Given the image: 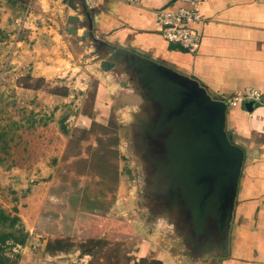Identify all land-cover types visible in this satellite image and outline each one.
<instances>
[{"label":"crops","instance_id":"crops-1","mask_svg":"<svg viewBox=\"0 0 264 264\" xmlns=\"http://www.w3.org/2000/svg\"><path fill=\"white\" fill-rule=\"evenodd\" d=\"M72 4L75 10L63 0H0V69L9 68V72H14L12 80L24 76L41 79L45 85L62 82L66 90L63 96L46 92L43 86L15 87L24 94L36 96V109H32L36 117L46 114L42 118L47 120L38 126L40 130H35L36 133L42 131L46 135L55 130L56 134L25 136L29 138L27 143L57 142V151L50 156L57 161L64 153V141L71 137L66 135L67 131L59 133L57 124L75 119V124L84 129L94 124L105 128L113 114L120 125L119 138L125 124L132 127L133 136H138L137 127L150 119L149 106L129 80L130 74L119 64L109 71L101 70L99 62L108 60L109 53L103 46L98 47V43L134 52L191 78L213 99L229 98L250 89L264 96V0H204L200 5L202 21L194 26L200 38L194 53L168 44L154 24V11L176 7L180 5L178 0H139L137 5L123 0H98L90 9L84 8L80 0H72ZM26 6L30 15L24 18ZM90 86L93 89L88 112L69 114L58 122L56 113L61 105L67 103L65 108L76 105L79 109L81 101L78 102ZM224 130L243 152L225 252L218 258L213 256V251L207 258H194L177 244L162 219H158L151 231H144L129 205L131 200L125 193L124 177L118 174L112 208L124 220L127 215V222L136 232L132 237L133 249L125 254L130 259L128 264L139 259L160 264H263L264 112L258 106L246 111L243 104L226 107ZM49 167L42 165L30 174L24 168L10 167L11 172L3 177L8 186L19 191V196L10 201L2 198L0 208L11 214L15 210L26 234L23 245H15L19 256L13 264H90L92 256L77 249L44 254L47 241L61 240L62 236L44 232L45 216L40 212V205L46 198H36L35 190L31 195L20 191L27 189L31 178L38 179V183L29 187L43 189L50 185L54 174ZM123 169L124 166L119 168L122 174ZM16 170L20 171L17 178L13 176ZM15 246L11 247L12 251Z\"/></svg>","mask_w":264,"mask_h":264},{"label":"rangeland","instance_id":"rangeland-1","mask_svg":"<svg viewBox=\"0 0 264 264\" xmlns=\"http://www.w3.org/2000/svg\"><path fill=\"white\" fill-rule=\"evenodd\" d=\"M12 73L14 72H9V68L0 69V200L3 198L10 201L19 196V191L8 186V182L3 178L11 172L10 167L24 168L30 174L42 165L47 167L50 165L49 168L54 174V181L50 185L45 186V189L29 187L38 183V179L31 178V182L27 183V189L20 191L22 194L31 195L35 190L33 195L36 198H46L44 204L40 205V212L45 216L44 232L61 235V240L68 244L66 252L75 249L81 251L91 247L90 264H125V254L133 249L135 239L132 237L136 232L127 222V212H124L125 221L121 214L112 208L118 174H121L124 177V180L120 179L125 183L126 196L131 200L129 205L142 223L144 231H151L158 219H162L168 224L170 235L184 251L194 258L198 255L196 250L201 254L209 253L202 246V239L194 243L193 237L188 232L185 216L175 208L168 209L167 203L159 194L163 181L153 176V167L145 163L138 150L139 138L133 136L132 127L125 124L118 138L117 129L120 125L115 121V115L111 114L110 123L105 128L94 124L84 129L82 125L75 124V119H70L67 123L63 122L68 133L66 135L71 137L64 141L66 142L64 153L59 161L50 157L57 151L55 147L57 142L54 143L52 140L50 144L51 140H49L46 143H27L29 138L25 136H56V134H54L55 130L46 135L42 131L36 133L35 130H40L38 125L32 128L26 127L29 111L36 109V96L24 94L15 87L43 86L46 92H51L56 86L63 88L64 85L62 82L45 85L43 81L29 80L24 76L12 80ZM92 89L90 86L79 100L78 103L81 101L79 109L76 105L65 108L68 104H62L61 110L56 113L57 121L69 114L87 113ZM44 116L46 114L41 113V116L35 118ZM55 128L62 133L59 124ZM148 146L154 148L152 145ZM45 160L49 161L48 164ZM121 166H124V174L119 171ZM19 174L20 171L16 170L13 176L17 178ZM3 231L5 230L0 228V233ZM137 233L139 234V231ZM212 242L218 243L219 238L214 236ZM17 248L18 246H15L12 251L11 247H6L3 250L14 263L19 256ZM212 251L216 258L221 256L219 249L214 247L210 252Z\"/></svg>","mask_w":264,"mask_h":264},{"label":"water","instance_id":"water-1","mask_svg":"<svg viewBox=\"0 0 264 264\" xmlns=\"http://www.w3.org/2000/svg\"><path fill=\"white\" fill-rule=\"evenodd\" d=\"M63 1L76 9L72 0ZM97 46L109 53L108 60L99 62L101 70L121 65L149 106L150 119L137 127L138 150L154 168L153 176L162 179L159 194L168 209L185 216L195 244L202 239L209 253L215 247L223 254L243 158L224 130L225 104L195 80L146 57L103 43ZM243 107L251 111L256 104ZM214 236L218 243L212 242ZM196 252L203 258L209 254Z\"/></svg>","mask_w":264,"mask_h":264},{"label":"built area","instance_id":"built-area-1","mask_svg":"<svg viewBox=\"0 0 264 264\" xmlns=\"http://www.w3.org/2000/svg\"><path fill=\"white\" fill-rule=\"evenodd\" d=\"M29 2L31 0H28ZM84 8L90 9L98 0H80ZM130 5H137L139 0H123ZM176 7H162L154 11V24L161 37L173 46L188 53H194L199 47V35L194 26L202 21L200 5L204 0H178ZM30 15L29 6L24 10V18ZM226 107H236L244 103H254L264 112V96L257 90L250 89L229 98L221 99ZM264 264V244L262 249Z\"/></svg>","mask_w":264,"mask_h":264},{"label":"trees","instance_id":"trees-1","mask_svg":"<svg viewBox=\"0 0 264 264\" xmlns=\"http://www.w3.org/2000/svg\"><path fill=\"white\" fill-rule=\"evenodd\" d=\"M29 79V78H28ZM30 80V79H29ZM36 81L42 82L41 79H37ZM29 88V86H24ZM34 87L33 89H36ZM50 93L56 95H66V90L63 88H54ZM37 115L32 111H29L28 118L26 119V127L32 128L36 125H42L47 118H35ZM60 129L62 133H66V130L62 124H60ZM15 210H12V214L5 212L3 209L0 208V228L4 229L5 231L0 233V264H13L12 260L4 255V248H9L15 245H23L26 234L23 232L19 219L14 214ZM68 244L60 239H54L51 241H47L44 254L47 255H55L56 253L66 252V248ZM91 247L86 250H81V253L84 255H91L92 252L90 251ZM130 259L126 256L125 264H128ZM134 264H160L154 260H146V259H139L137 263Z\"/></svg>","mask_w":264,"mask_h":264}]
</instances>
